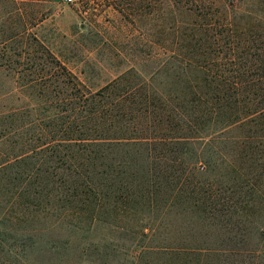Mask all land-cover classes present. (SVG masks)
<instances>
[{"label":"trees","instance_id":"trees-1","mask_svg":"<svg viewBox=\"0 0 264 264\" xmlns=\"http://www.w3.org/2000/svg\"><path fill=\"white\" fill-rule=\"evenodd\" d=\"M113 1L130 23L161 20L164 53L97 90L48 49L39 55L37 37L0 31V71L18 62L15 88L25 96L6 111L0 98V142L9 143L0 194L13 203L39 193L21 204L47 207L58 192L65 210L105 206L114 218H137L144 238L157 235L159 218L182 215L180 243L148 253L184 257L177 264H258L247 257L264 254L262 241L250 245L254 230L264 237L255 226L264 214V0ZM20 2L0 0L5 20L24 19L10 11Z\"/></svg>","mask_w":264,"mask_h":264},{"label":"rangeland","instance_id":"rangeland-1","mask_svg":"<svg viewBox=\"0 0 264 264\" xmlns=\"http://www.w3.org/2000/svg\"><path fill=\"white\" fill-rule=\"evenodd\" d=\"M22 1L10 11L20 10L25 21L19 17L5 20L9 8L0 10V31L11 33L13 30L15 34L37 37L42 45L39 55L45 54L42 49H48L94 90L132 67L139 70L163 56L156 38L161 20L146 14L130 23L114 10L113 0H93L90 6L79 0ZM164 22L167 29L174 25L173 21ZM12 67L21 69L18 62ZM15 70L0 71V98L5 111L25 99L15 88ZM4 95L8 98H3ZM8 147L9 143L0 142V153ZM192 148L196 153L202 147L197 144ZM198 166L203 172L205 164ZM38 197L39 193H35L11 203L10 194H0V205H3L0 213L6 217L0 227V264H177L179 259L185 260L177 255L146 251L149 247L178 245L177 229L183 222L182 215L172 213L159 218L156 229L160 231L144 238L138 235L137 218L124 219L121 214L114 218L105 206L101 207L103 209L91 207L81 211L76 207L65 210L59 207L58 192H54L52 205L47 207L21 204L27 199L38 202ZM163 201L160 199L158 203ZM162 207L158 204L161 211L156 210V215L162 213ZM255 226H264V214L256 218ZM260 241L264 243V237L254 230L250 237L251 247ZM256 257L247 258L264 263V254Z\"/></svg>","mask_w":264,"mask_h":264},{"label":"built area","instance_id":"built-area-1","mask_svg":"<svg viewBox=\"0 0 264 264\" xmlns=\"http://www.w3.org/2000/svg\"><path fill=\"white\" fill-rule=\"evenodd\" d=\"M66 1H68V2H72V0H66Z\"/></svg>","mask_w":264,"mask_h":264}]
</instances>
